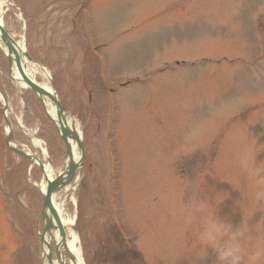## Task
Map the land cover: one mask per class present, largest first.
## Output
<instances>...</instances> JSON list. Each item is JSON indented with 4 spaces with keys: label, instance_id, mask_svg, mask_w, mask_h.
Returning <instances> with one entry per match:
<instances>
[{
    "label": "rangeland",
    "instance_id": "374dc122",
    "mask_svg": "<svg viewBox=\"0 0 264 264\" xmlns=\"http://www.w3.org/2000/svg\"><path fill=\"white\" fill-rule=\"evenodd\" d=\"M83 1L0 0L3 27L81 122L84 172L54 205L82 238L83 264H264V82L217 63L227 53L259 52L264 67V0H89L84 15ZM98 67L114 89L112 128ZM35 79L46 82L39 70ZM0 90L15 142L47 160L55 177L64 147L1 54ZM3 114L0 97V264H30L32 250L8 224L12 211L22 216L33 248L43 177L37 166L26 177L11 174L23 164L15 168L20 159L5 147ZM40 255L37 237L44 264Z\"/></svg>",
    "mask_w": 264,
    "mask_h": 264
},
{
    "label": "water",
    "instance_id": "95a60500",
    "mask_svg": "<svg viewBox=\"0 0 264 264\" xmlns=\"http://www.w3.org/2000/svg\"><path fill=\"white\" fill-rule=\"evenodd\" d=\"M0 39L3 41V43L6 45L7 49H8V59H9V65L11 66L13 61L16 63L24 82L34 91L38 94V96L40 98L42 97H46L48 99L51 100V102L53 103V105L55 106L56 109V113H57V117L59 120V126H60V131H61V136L62 138L66 141L67 143V155L71 156V147L69 145L68 140L72 139L74 141H76L78 148L80 150H82L81 147V142L79 140V137L77 135V133L74 130H69L67 128V123H66V117L69 116L70 118H74L73 115H71L70 113H68L67 111H65L58 103L57 99L52 96L51 94H49L48 92H46L45 90L39 88L38 86H36L34 83H32L22 72L21 69V65H20V58L19 56L15 53L14 58H12L11 53L13 51H15L14 47H13V42L11 41V39L9 38V36L5 33V31L2 29L1 25H0ZM27 56V55H26ZM28 57V56H27ZM8 124V122H7ZM9 125V124H8ZM8 142L12 140V136L8 135ZM78 166L74 165V164H69L68 167L66 168L64 174L60 177H58L55 181H49L47 180V187H46V192L44 193V198H43V208H42V217L44 220V224H45V230L44 233L48 234L49 236H51V232L53 230L56 229V226H58L59 231H60V235L62 237V239L64 238V233H63V228L61 227L59 218L57 216V212L55 211L53 205H52V195L57 192L61 187H64L65 185H67L71 179L74 176V173L78 170ZM56 223V226L55 224ZM47 247H49L48 244H46ZM68 256L70 257V259L72 261H74V258L72 255L68 254ZM56 258L58 260V262L60 264H63L62 262V258L61 255L59 254V252H57L56 254ZM48 261L52 262V256L49 255L48 256Z\"/></svg>",
    "mask_w": 264,
    "mask_h": 264
},
{
    "label": "bare ground",
    "instance_id": "6f19581e",
    "mask_svg": "<svg viewBox=\"0 0 264 264\" xmlns=\"http://www.w3.org/2000/svg\"><path fill=\"white\" fill-rule=\"evenodd\" d=\"M1 21V20H0ZM1 23V22H0ZM16 52L18 53L19 57L22 59L23 58V47H21L20 44H17V46L15 47ZM21 65L23 66V72L24 74L29 77V79H31V81L36 84V79H35V74L37 73V70L42 72V75H44V77H47V71L43 70L42 68H40L38 65H30V70H28L27 65L24 64V61L21 60ZM33 66V67H32ZM12 79L16 85V87L18 89H25L26 85L23 83L22 78L19 74V71L17 68L13 67L12 72ZM38 85V84H36ZM39 87L43 88L46 91H50L52 90V88L50 87V84L48 82L43 81L42 83H39L38 85ZM44 104H45V109L48 112L50 118H52L55 122L58 121L57 115H56V111L53 107V105L51 104L50 100L47 98H43ZM57 124V122H56ZM70 124V122H69ZM58 125V124H57ZM69 143L71 145V149H72V154L71 156L68 158L67 162H72V163H78V159H79V150L77 149L76 146V141L74 140H69ZM32 145L38 149V151L41 153L42 156H45V150L42 149V145H41V141L36 139L33 140ZM45 164L43 165V170L45 175H47L48 177L51 175V168L50 166L47 164V160L44 162ZM45 186L44 184L41 185V190H44ZM69 189V188H68ZM67 189V191H68ZM70 190V189H69ZM59 213V211H58ZM70 220L68 219H64L61 218V224H63V226L65 228H68L70 225ZM52 240L54 241L55 245L57 246L58 252L62 253L63 248H62V238L59 235V231L56 228L52 234ZM65 248L67 249L68 252H70L74 257H75V264H83L81 262L80 256H79V248L77 246V239H76V235L74 233L70 234V237L67 238V241H65ZM57 264V263H54Z\"/></svg>",
    "mask_w": 264,
    "mask_h": 264
}]
</instances>
